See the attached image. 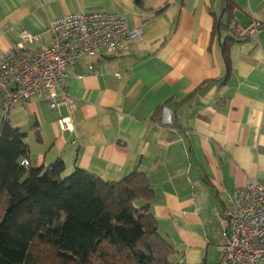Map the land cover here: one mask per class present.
Returning <instances> with one entry per match:
<instances>
[{
	"label": "crops",
	"instance_id": "0c3cea01",
	"mask_svg": "<svg viewBox=\"0 0 264 264\" xmlns=\"http://www.w3.org/2000/svg\"><path fill=\"white\" fill-rule=\"evenodd\" d=\"M73 12L120 13L142 37L69 68L73 108L36 95L10 112L32 165L62 159L65 174L79 167L112 181L143 171L172 260L220 264L229 198L248 180L264 185V0H0V56L22 31L34 36L29 49L48 45L53 20ZM232 21L263 26L249 37Z\"/></svg>",
	"mask_w": 264,
	"mask_h": 264
},
{
	"label": "trees",
	"instance_id": "16d2710c",
	"mask_svg": "<svg viewBox=\"0 0 264 264\" xmlns=\"http://www.w3.org/2000/svg\"><path fill=\"white\" fill-rule=\"evenodd\" d=\"M235 41L223 44L228 69ZM26 137L0 117V264H176L143 171L112 181L79 167L65 174L62 159L34 166Z\"/></svg>",
	"mask_w": 264,
	"mask_h": 264
},
{
	"label": "built area",
	"instance_id": "2783aa9c",
	"mask_svg": "<svg viewBox=\"0 0 264 264\" xmlns=\"http://www.w3.org/2000/svg\"><path fill=\"white\" fill-rule=\"evenodd\" d=\"M263 22L248 28L230 23L232 30L249 37L257 36ZM51 41L37 49H29L34 36L20 33V42L0 56V117L7 120L18 105L39 95L49 101L53 110L62 104L74 107L75 98L63 86L69 68L84 56L114 52L127 38L142 37V29H131L126 16L117 12H73L53 20ZM69 117L59 120L69 127ZM21 164L31 165L30 159ZM227 227L220 246V264H264V185L256 180L238 188L229 198L225 215Z\"/></svg>",
	"mask_w": 264,
	"mask_h": 264
},
{
	"label": "rangeland",
	"instance_id": "374dc122",
	"mask_svg": "<svg viewBox=\"0 0 264 264\" xmlns=\"http://www.w3.org/2000/svg\"><path fill=\"white\" fill-rule=\"evenodd\" d=\"M143 204H144L143 201H138V202L136 203L137 206H141V205H143Z\"/></svg>",
	"mask_w": 264,
	"mask_h": 264
}]
</instances>
